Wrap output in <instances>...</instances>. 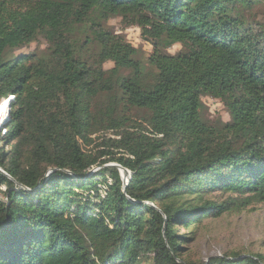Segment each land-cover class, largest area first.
<instances>
[{
	"label": "trees",
	"instance_id": "obj_1",
	"mask_svg": "<svg viewBox=\"0 0 264 264\" xmlns=\"http://www.w3.org/2000/svg\"><path fill=\"white\" fill-rule=\"evenodd\" d=\"M260 3L0 0V264H264L182 247L264 202V22L243 15Z\"/></svg>",
	"mask_w": 264,
	"mask_h": 264
},
{
	"label": "rangeland",
	"instance_id": "obj_2",
	"mask_svg": "<svg viewBox=\"0 0 264 264\" xmlns=\"http://www.w3.org/2000/svg\"><path fill=\"white\" fill-rule=\"evenodd\" d=\"M247 21L264 22V3L257 4L249 11H243ZM107 27L122 34L126 40L146 55L151 51V45L140 37L139 28L130 26L124 28L119 18H111ZM45 46L41 40L32 44L31 48ZM176 44L169 49L174 53L180 49ZM107 62L105 67H111ZM6 100V99H5ZM205 115L209 120H229V115L223 105L210 97L202 98ZM2 119V118H1ZM6 133L5 127H0V137ZM0 140V146H3ZM6 148V147H5ZM129 172L121 170L123 181L129 177ZM187 233V231H181ZM191 240L182 245L189 259L206 262L211 257H221L224 254H262L264 256V202L247 206L244 210L223 214L218 218L205 219L190 235Z\"/></svg>",
	"mask_w": 264,
	"mask_h": 264
},
{
	"label": "bare ground",
	"instance_id": "obj_3",
	"mask_svg": "<svg viewBox=\"0 0 264 264\" xmlns=\"http://www.w3.org/2000/svg\"><path fill=\"white\" fill-rule=\"evenodd\" d=\"M5 100V99H4ZM6 102V100H5ZM6 104V103H5ZM3 112V113H2ZM6 112H7V108L5 106H1L0 109V124L4 121V123H6L7 118H6ZM2 118V119H1Z\"/></svg>",
	"mask_w": 264,
	"mask_h": 264
},
{
	"label": "built area",
	"instance_id": "obj_4",
	"mask_svg": "<svg viewBox=\"0 0 264 264\" xmlns=\"http://www.w3.org/2000/svg\"><path fill=\"white\" fill-rule=\"evenodd\" d=\"M12 99V96H9L7 99H6V102H5V100H2L1 102H0V109H1V106H5L6 108H7V112H8V105H9V102H10V100ZM6 103V104H5ZM6 112V113H7ZM3 113V112H2ZM1 114V113H0ZM5 125V123H4V121L0 124V127L2 126H4Z\"/></svg>",
	"mask_w": 264,
	"mask_h": 264
},
{
	"label": "water",
	"instance_id": "obj_5",
	"mask_svg": "<svg viewBox=\"0 0 264 264\" xmlns=\"http://www.w3.org/2000/svg\"><path fill=\"white\" fill-rule=\"evenodd\" d=\"M8 108H9V105H8ZM8 117V112L6 113V118ZM122 171H124V172H128V171H126V170H122Z\"/></svg>",
	"mask_w": 264,
	"mask_h": 264
}]
</instances>
